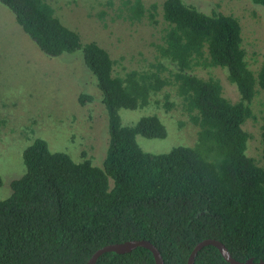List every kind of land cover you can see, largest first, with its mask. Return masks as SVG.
Segmentation results:
<instances>
[{
  "label": "trees",
  "instance_id": "16d2710c",
  "mask_svg": "<svg viewBox=\"0 0 264 264\" xmlns=\"http://www.w3.org/2000/svg\"><path fill=\"white\" fill-rule=\"evenodd\" d=\"M264 7V0H250ZM47 57L81 54L95 79L108 117V146L101 166L74 160L35 139L22 154L24 173L0 200V264H87L99 248L148 240L163 264H187L193 247L214 238L239 261L264 260V60L250 68L239 19L206 13L184 0H163L165 24L157 59L145 69L118 71L116 61L95 41L83 42L64 25L47 0H0ZM131 16H144L141 0H126ZM150 12L149 20H156ZM221 67L239 99L223 95L217 77L193 68ZM175 88L180 106L198 126L193 145L166 153L140 148L136 136L164 138L155 114L123 125L120 109L143 108L165 86ZM166 94L163 107L175 105ZM261 99L260 155L247 154L243 125ZM80 94L78 101H91ZM158 103V101L156 102ZM1 185V177H0ZM96 264H156L152 252H105ZM193 264H230L211 245Z\"/></svg>",
  "mask_w": 264,
  "mask_h": 264
},
{
  "label": "rangeland",
  "instance_id": "374dc122",
  "mask_svg": "<svg viewBox=\"0 0 264 264\" xmlns=\"http://www.w3.org/2000/svg\"><path fill=\"white\" fill-rule=\"evenodd\" d=\"M61 22L77 31L83 42L95 41L116 61V69H145L157 59V45L165 26L163 0H141L144 16H131L126 0H47ZM199 10L232 14L239 19L243 46L250 68L257 70L264 60V7L250 0H184ZM155 25L148 17L150 12ZM199 77H217L223 95L239 99L234 84L221 67L193 68ZM80 94L91 101L79 103ZM166 94L175 105L163 107ZM158 101V103H156ZM254 117L243 128L249 132L247 154L260 155L261 99L252 101ZM148 114L157 115L166 127L164 138L136 136L140 148L150 153H166L179 145L196 142L198 126L182 110L175 88L165 86L143 108L120 109L123 125L135 123ZM108 117L95 79L81 54L64 53L47 57L0 3V200L10 193V182L25 170L22 154L35 139L46 140L53 151L68 153L74 160L89 158L101 166L108 146Z\"/></svg>",
  "mask_w": 264,
  "mask_h": 264
},
{
  "label": "water",
  "instance_id": "95a60500",
  "mask_svg": "<svg viewBox=\"0 0 264 264\" xmlns=\"http://www.w3.org/2000/svg\"><path fill=\"white\" fill-rule=\"evenodd\" d=\"M214 246L216 247L223 258L230 264H264V260L254 261L252 258L246 259L245 261L236 260L228 251L227 247L221 241L214 238H206L198 242L191 250L187 264H193L195 256L198 251H200L204 246ZM136 247H144L149 249L155 259L156 264H163L162 256L159 250L148 240H129L121 243H114L105 245L98 250H96L92 256L89 258L87 264H96L97 259L105 252H116V253H126L135 249Z\"/></svg>",
  "mask_w": 264,
  "mask_h": 264
}]
</instances>
